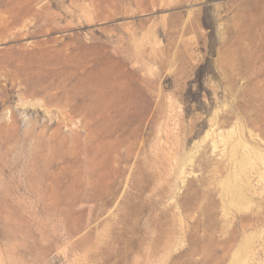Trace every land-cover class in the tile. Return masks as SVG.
Here are the masks:
<instances>
[{
    "label": "rangeland",
    "instance_id": "374dc122",
    "mask_svg": "<svg viewBox=\"0 0 264 264\" xmlns=\"http://www.w3.org/2000/svg\"><path fill=\"white\" fill-rule=\"evenodd\" d=\"M0 264H264V0H0Z\"/></svg>",
    "mask_w": 264,
    "mask_h": 264
},
{
    "label": "bare ground",
    "instance_id": "6f19581e",
    "mask_svg": "<svg viewBox=\"0 0 264 264\" xmlns=\"http://www.w3.org/2000/svg\"><path fill=\"white\" fill-rule=\"evenodd\" d=\"M99 103H100V102H99ZM100 106H101V105H100ZM94 108H95V107H94ZM97 109H98V108H97ZM106 109H108V108H106ZM106 109H105V110H106ZM102 111H103V110H102ZM103 112H104V111H103Z\"/></svg>",
    "mask_w": 264,
    "mask_h": 264
}]
</instances>
